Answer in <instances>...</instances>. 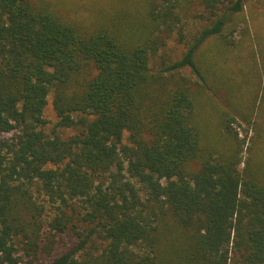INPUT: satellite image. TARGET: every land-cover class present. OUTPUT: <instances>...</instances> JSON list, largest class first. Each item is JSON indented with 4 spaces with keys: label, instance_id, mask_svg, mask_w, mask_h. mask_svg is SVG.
<instances>
[{
    "label": "trees",
    "instance_id": "obj_1",
    "mask_svg": "<svg viewBox=\"0 0 264 264\" xmlns=\"http://www.w3.org/2000/svg\"><path fill=\"white\" fill-rule=\"evenodd\" d=\"M139 2L89 29L51 0H0V132H13L0 139V264H264V62L249 111L244 81L199 57L207 39L218 54L235 43L248 0H198L206 25L180 27L187 49L157 65L194 0ZM205 89L225 92L215 116L199 112ZM239 119L254 131L245 161Z\"/></svg>",
    "mask_w": 264,
    "mask_h": 264
},
{
    "label": "rangeland",
    "instance_id": "obj_2",
    "mask_svg": "<svg viewBox=\"0 0 264 264\" xmlns=\"http://www.w3.org/2000/svg\"><path fill=\"white\" fill-rule=\"evenodd\" d=\"M53 6H55L60 14L67 20H73L78 23H82L89 29H94L96 25L99 24L102 19H110V17L117 10H127L140 6L139 0H51ZM203 6L198 5V0H194L190 10L189 17L183 20L186 24H179L173 31V36L168 38L167 44L161 48L157 55L155 56L152 64L157 65L162 61H167L169 59L180 58L184 51L187 49L186 44L181 43L179 39L180 27H186L184 32L189 34H194L203 26L206 25L207 20L201 17H192L195 12L200 13ZM245 19L239 23L238 29L231 35L228 39L235 42L229 49L225 52L219 53V45H216L214 39H207L206 43L200 50V59H205L204 62L209 63L212 57L216 58L217 70L220 72L221 76L231 77L234 81L242 80L244 85L240 90L241 108L251 111V107L247 104L248 100L253 97V88L257 87L259 78L255 75L258 69L264 62V0H248L245 5L243 14ZM190 34V35H191ZM218 42V40H217ZM215 54V55H214ZM205 67V66H204ZM197 80V75L192 72L190 67L183 68L181 71ZM218 77V75H216ZM249 80L246 82V80ZM196 87H199L196 85ZM203 92L198 93V106L199 112H205L206 109H214V116L220 110L226 108L227 102L224 100L225 92L219 90L215 93L214 90L205 89ZM44 117L47 119V125L45 126L48 132H51L52 128L55 127L58 116L53 106V95L50 94L48 98V104L45 109ZM238 121V120H237ZM240 122V123H238ZM238 122H234L233 126L239 132L240 138H246L244 144V151L242 152L243 160L249 156L248 147L252 143L253 139V127L246 122L239 119ZM58 131L64 135H70L77 132L73 128H62L59 127ZM13 132L4 133L0 132V139L2 138H12ZM127 140V133H126ZM244 166V162L241 164ZM110 182V178L107 180V184ZM137 186L139 183L137 182ZM142 197H145L143 191H141ZM76 207V212L83 211L84 204L81 200L72 201ZM72 204V203H71ZM72 205L68 207V213H71ZM71 209V210H70ZM73 212V210H72ZM75 212V213H76ZM49 214H52L50 209ZM77 217L80 215L75 214ZM62 244H69L71 242L70 235L62 237ZM233 242H231L232 246ZM59 248V247H58ZM53 257L40 255L39 259L34 262V264H50ZM231 264L230 261L227 262ZM226 264V263H225Z\"/></svg>",
    "mask_w": 264,
    "mask_h": 264
},
{
    "label": "built area",
    "instance_id": "obj_3",
    "mask_svg": "<svg viewBox=\"0 0 264 264\" xmlns=\"http://www.w3.org/2000/svg\"><path fill=\"white\" fill-rule=\"evenodd\" d=\"M226 264H228V263H226Z\"/></svg>",
    "mask_w": 264,
    "mask_h": 264
}]
</instances>
